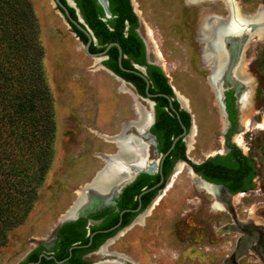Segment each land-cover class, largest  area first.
Wrapping results in <instances>:
<instances>
[{"label": "rangeland", "instance_id": "374dc122", "mask_svg": "<svg viewBox=\"0 0 264 264\" xmlns=\"http://www.w3.org/2000/svg\"><path fill=\"white\" fill-rule=\"evenodd\" d=\"M238 1L239 14H254L264 6V0ZM135 2L144 23L142 30L160 66L196 115L197 130L188 157L201 162L223 151L226 121L212 83L217 70L209 39L214 22L229 17L227 3ZM30 3L40 28L43 67L53 98V155L27 218L9 230L6 244L0 248V264H18L42 240L47 241L80 190L104 166L100 154L116 151V144L107 137L118 134L137 114L139 120L141 117L140 101L135 100L133 91L125 90L123 81L85 53L83 43L53 1ZM263 56L264 33H257L249 39L241 59L254 87L250 106L240 107L241 129L233 138L245 154L257 160L255 188L233 197L231 208L224 207L219 200L216 204L209 192L200 190L201 183L191 180L186 165L171 186L165 187V194L144 221L121 231L105 250L86 256L90 264H222L236 254L239 264H264L252 243L243 244L246 236L242 229L250 224L264 229V71L259 65ZM28 165L30 175L36 177L37 162ZM230 224L241 229L221 231ZM240 237L243 241L239 243Z\"/></svg>", "mask_w": 264, "mask_h": 264}, {"label": "trees", "instance_id": "16d2710c", "mask_svg": "<svg viewBox=\"0 0 264 264\" xmlns=\"http://www.w3.org/2000/svg\"><path fill=\"white\" fill-rule=\"evenodd\" d=\"M71 15L78 19L80 8L86 25L91 29L97 41H93L90 50L99 52L110 42H118L123 49L122 64L135 69L133 62L143 64L144 43L134 30L138 17L133 11L131 0H108L111 16L106 17L105 10L98 0H74L77 8L62 0ZM106 18V19H104ZM129 22L128 33L125 31ZM72 31L81 42L88 41L84 32L72 24ZM44 49L40 40V28L33 12L30 0H0V248L6 244L10 229L21 224L28 216L33 202L37 198V186L43 180L53 155L55 122L53 98L43 67ZM109 58L103 64L135 84L141 94H146V81L131 72L120 68L119 49L112 46ZM264 71V56L259 62ZM149 71L147 76L152 83L150 91L173 94L169 78L162 69ZM158 75V76H157ZM156 100H166L162 96ZM178 106V102H175ZM234 104L230 103V117L235 120ZM162 113L166 114L165 111ZM190 119L189 114L185 112ZM190 125V120H186ZM236 125V122H235ZM179 127V126H178ZM233 131H230V135ZM229 135V136H230ZM227 154H217L202 163H193L186 155V160L196 172L211 182L223 183L232 192H247L255 188L258 169L252 156L243 153L241 148L230 143ZM170 144L162 147L166 151ZM36 161L38 175L32 177L29 162ZM166 174H168L166 170ZM159 181L156 177L143 173L138 179L127 185L117 203V210L108 207L88 217L66 222L57 232L54 248L55 258L62 260L69 256L73 245L87 244L90 234L97 230L108 229L120 220V212L139 205L138 195ZM163 185L142 196L143 207ZM135 212H125L120 226L108 232H97L92 243L84 248H74L68 261L62 264H90L84 256L97 250L108 238L112 237L136 216ZM90 218L103 220L99 224H89ZM43 246L35 247L18 264L37 261ZM37 264H57L55 259L45 257Z\"/></svg>", "mask_w": 264, "mask_h": 264}, {"label": "flooded vegetation", "instance_id": "af4514ba", "mask_svg": "<svg viewBox=\"0 0 264 264\" xmlns=\"http://www.w3.org/2000/svg\"><path fill=\"white\" fill-rule=\"evenodd\" d=\"M67 1H68V4H69V0H67ZM75 7L77 8V5ZM78 9L80 10V8H78ZM133 11H134V8H133ZM80 13H81V10H80ZM77 14H78V11H77ZM106 17H108V16L106 15ZM137 17H138V23H137V26L134 28V30L138 33L140 38L143 40L145 62L143 64H139V63L133 62V64H134V67H135L136 70L144 72L145 75L147 76L149 71L155 72L156 71L155 70L156 67H161V66L159 64V60L157 58L156 52L153 50L150 42L147 43L146 40H145V38L146 37L148 38V36H147V33L142 30V27H144V23L139 18L138 15H137ZM104 19H106V18H104ZM129 27H130L129 22H126L125 31L127 33H128V30H129ZM94 38H95L94 41L96 42L97 39H96L95 36H94ZM237 51H238L237 46L232 48L231 53L228 56V60H227V63L225 65V68L223 69V71L221 72V74L219 75V77L217 79V91H218L217 93L221 96L222 102L224 104L225 121H226V127L224 128V131H223V141H222L223 151H220L218 153L209 155L208 157L215 156L217 154H227L228 152H230L231 148L228 146V138L229 137H230V143H234V144L238 145L237 143L234 142L233 138H234V136L237 133H239L238 131L241 129V113H242V110L240 108V103L242 101V98L248 96L249 92H250L249 96L252 95V92L249 91V89H251L250 85L253 86L252 85L253 83H251L249 81H245L244 79L239 78V76L236 77L237 74H235V73H236V69L237 68L234 65H235V62H236ZM107 56H108V53H107ZM108 58H109V56H108ZM103 61H102V63H103ZM123 80H125L124 81L125 86L128 87L129 89H131V91H133V93H136L138 95V99L140 101L139 102L140 108H141V110H144L145 113L148 116V119H146L144 121V124L142 126H140V129L143 130L144 126L147 125V122L149 120L152 121V122H150V125L148 127V130L145 132L146 133L145 135H140L135 128H131L127 132L129 134H131V133L137 134V136L140 135V138H142L143 141H145L149 145V159L150 160H155L157 158H160V156L163 155L170 148L169 147L166 151H163L162 147L167 145L168 143L171 146L173 140L177 136L183 134L184 126L186 127V133L178 139V141L175 144V147L172 149L170 154L164 159L163 164H162V169L158 167L153 173H148L149 175L154 176V177L159 175V181L161 180V178L163 176L164 180H163V183L161 184V185H163L162 188H160L157 191V193L151 198L150 202L144 208H142L143 207L142 206L143 203H142V199H141V207H140V209L137 212H135L137 214L131 220V222H129L127 225H125L123 227V228H125V227L129 226L133 221H135L138 216H140L138 218V221H142V220L144 221L145 216L149 215L150 211L154 208V206L158 203L159 200H161L162 196L165 194L164 193L165 189L167 188V185L172 180L173 174H175V172H176V170H177V168H178V166L180 164H183L184 166L188 165V167L190 169L191 165L186 160L183 159V156L186 155V157L189 159L188 151H189V147H190V141L192 139L191 138V136H192L191 127H192V124H193L194 115L192 116L193 113H191L192 112L191 109L189 108V106H185L183 104L182 98H180V95L178 93H176L174 91V89H173V92H174L173 94L163 93V94H166L169 98L165 97V96H162L166 100H160L159 101V100H156L155 97L161 96V95H156V96H153V97H149L148 94H147V91H149L152 94H160L161 93V92L154 93V92L150 91V89L152 88V83H151L150 80H149L150 84H149L148 89H147V82H146V87H145L146 94L145 95L141 94L139 92L137 86L135 84H133L131 81H128V80H126L124 78H123ZM238 82L239 83L240 82L243 83V88H241V86H240V84ZM252 91H253V89H252ZM135 99H136V97H135ZM149 102H152V105H150ZM175 102H178L179 105L176 106ZM231 102L234 104L233 106H234V109H235V120L236 121H234V119H232L230 117L231 115H230L229 109H230V103ZM171 104H172L173 107L171 106ZM187 105H188V103H187ZM162 111H165L166 114L162 113ZM185 112H187L189 114L190 119H188V116L186 115ZM137 115H138V121H139V114H137ZM186 120H190V125H188ZM235 122H236V125H235ZM230 131H233L231 135H230ZM208 157H206L205 159H207ZM204 160H202L201 162H194L193 161V163L199 164V163H202ZM253 160L255 161V165L257 167L256 158L253 157ZM191 168L192 169H190V170H193L191 172L194 175H196L195 178H197L199 183H201L202 185L209 186V184H213V185H218V186H226V189H224V190L220 189L218 191H220L221 194H224L226 196V199L229 198L230 202H226L225 201L224 203H221L219 201L222 204L221 206H224V207L231 206V199L233 197H235L236 195L240 194V193H244V191L232 192L229 189V187L227 185L223 184V183H216V182L208 181L200 173L196 172L192 166H191ZM166 170H167L168 174H166ZM143 173H147V172L138 173L134 177V179L130 183H128L127 185L135 182L138 179V177L140 175H142ZM256 177L254 179V182L256 180ZM159 181H157V183ZM160 186H158V187H160ZM124 188L119 192L118 196L114 197L113 200L115 202V205L110 204V205L104 206L101 209L94 210V211L88 213V215L86 217H88L90 214L95 213L97 211H103L104 209H106L108 207H113V208H115V210H117L118 199L120 198L121 193L123 192ZM249 191H251V190H249ZM214 193L215 192L211 193V195L213 196L214 201L216 203L217 195H213ZM138 200H139V198H138ZM139 204H140V201H139ZM138 206L136 208H138ZM150 207H151V209H150ZM231 207H229V208H231ZM136 208H131V209H136ZM126 209H128V208H126ZM148 209H149V211H148ZM69 211H70V209L68 210V212ZM70 212L72 213V211H70ZM91 220H93L95 222L91 223ZM102 220H103V218H101L99 220H95L93 218H90L89 224H99ZM236 228H240L241 229V226H239L238 224H234V225L230 224V225H227L226 227H224L223 229H221V231L231 232L232 230L234 231ZM242 229L244 231L243 235H245L246 237L244 238V241L240 237L238 239L239 243H240V241H243V244H249V243L251 244L252 243V247L255 246V248L261 254L262 259L264 260V229L257 227L256 224H250V225H248L246 227H242ZM247 236L252 239V242L247 238ZM57 238L58 237H57V234H56V236L54 238V242H55L54 245L50 246V244L52 242V239L50 238V239L47 240L48 242L47 241L40 242L35 247H38V246L42 245L43 246L42 253L44 252L47 255H52L53 254L55 256L54 248L56 246ZM47 245H49L50 247H47ZM102 245H100V247L97 250L92 251L90 253H87L84 257L87 258L86 256H88V255H90L92 253L102 251V249H101ZM235 251L237 252V250H235ZM239 252L241 253V250L238 251V253ZM238 255L239 254H236V256L234 258H232L233 264H239L238 260H237V258H238L237 256ZM226 261L227 260H224L222 262V264H226Z\"/></svg>", "mask_w": 264, "mask_h": 264}, {"label": "water", "instance_id": "95a60500", "mask_svg": "<svg viewBox=\"0 0 264 264\" xmlns=\"http://www.w3.org/2000/svg\"><path fill=\"white\" fill-rule=\"evenodd\" d=\"M53 3L55 4V6L57 7L58 11L61 13V15L64 17L65 21L68 23V25L70 26V28L72 29V24L74 26H76L79 30H81L82 32L85 33V35L88 38V41L86 43L82 42L84 45V50L85 53L95 59L98 60L99 62V66L107 69L109 72H111L113 75H115V77L117 79H121V81H125L123 80V78H121L120 76H118L115 72H113L112 70H110L109 68H107L102 61L107 59V53L110 50V48L112 46H117L119 49V57H118V62H119V66L122 70L127 71V72H131L134 73L136 75H139L140 77H142L146 82H147V89L149 87V79L148 77L145 75L144 72L136 70V69H129L123 66L122 64V58H123V49L121 47V45L118 42H110L104 50L99 51V52H92L90 50V46L92 44V42L95 40L94 35L91 31V29L86 25L85 20L83 15L80 13V10L77 8L78 11V19H75L71 13L70 10L68 8V6L66 4L63 3L62 0H52ZM99 3L103 6L105 13L108 17L111 16V12L109 10L108 7V0H98ZM236 2H239L238 0H236ZM69 4L71 6H76V3L73 0H69ZM131 4L134 8L135 13L139 16V18L142 20L141 15H140V11L137 9V3L135 2V0H131ZM256 14V13H254ZM253 13L250 15H254ZM231 19L235 20L237 17L232 14V17L230 16ZM237 21V25L238 28L237 30H226L223 31L221 33L222 35V39H223V51L226 54V56L228 57L231 53L232 50V43L235 42L237 46V55H236V62H235V67L238 68L241 65V59H242V55H243V51L249 41V39L257 34L258 32L263 31L264 33V18H258L256 20H244L241 21L240 19H236ZM75 33V32H74ZM76 34V33H75ZM146 42L149 43V39L146 37L145 38ZM170 82V81H169ZM239 83V82H238ZM241 88H243V83H239ZM172 86V85H171ZM172 88L174 89V91L177 93V91L175 90V88L172 86ZM147 94L149 97H153L156 95H161V96H165L168 97L166 94L160 93V94H152L149 91H147ZM135 97L137 98L138 101V95L136 93H134ZM169 98V97H168ZM180 98H182L180 96ZM183 100V98H182ZM183 104L185 106L187 105L186 101H182ZM150 105H152V102H149ZM140 105V104H139ZM172 106V104H171ZM173 107V106H172ZM188 108V107H187ZM138 113V112H137ZM193 116V114H192ZM194 120V119H193ZM150 122H152L151 120H149L147 122V125L144 126V129L141 130L140 126H138V117L136 120L130 122L129 125H123L121 131L113 136L107 137V139L109 141H112L116 144V151L110 154H106V153H102L100 154V156L105 159V164L104 166L97 172L96 176L89 182L87 183L81 190V197H77L75 203L73 204L74 210L72 211V213L69 211H67V213H65L59 223L57 224V226L55 227V229L53 230V232L49 235L48 239H52V242L50 244L54 245V238L57 234L58 229L65 224L66 222H70V221H74L77 220L80 217H86L88 215V213L97 210V209H101L104 206L107 205H115L114 202V197L119 195V192L128 184L130 183L134 177L138 174V173H142V172H147V173H153L158 167L162 169V164L164 159L170 154V152L172 151V149L175 147L176 142L178 141V139L183 136L186 133V127L184 126V132L183 134L177 136L170 148L163 154L160 156V158H157L155 160H150L149 159V145L143 141L142 138H140V135H145L146 131L148 130V127L150 125ZM194 121L191 127V133L193 134V128H194ZM131 128H135L137 130V132L140 134L139 136H137V134L134 133H127L129 129ZM129 136V137H127ZM127 137V139L125 140V138ZM122 139H124V142L122 143ZM121 145L125 148V150L123 149V153H120L121 150ZM137 151L138 153V157H133V154ZM110 164L111 166H113L116 170V173L114 174L115 176L111 179L110 183L108 185H106L107 187L105 189H97L95 187L96 183L98 181H96V177L100 172H102L106 165ZM191 168V166H190ZM192 169V168H191ZM193 171V170H192ZM163 176L161 178V180L156 183L155 185L149 187V188H145L143 189L138 198L140 201V204L138 206V208L136 209H123L120 212V220L119 222L108 228V229H101V230H97L95 232H92L90 234V240L87 244H77V245H73L72 247H70L69 249V256L62 259V260H58L55 258V256L52 255H47L46 253H41V255L39 256V259L37 261H31L27 264H37L39 263L43 257L48 258V259H55L57 264H62L65 263L66 261L69 260V258L72 255L73 249L74 248H84L89 246L92 243L93 237L97 232H108L111 230H114L116 228H118L122 222V217L123 214L125 212H137L140 207H141V199L142 196L144 194H146L147 192H150L151 190L156 189L158 186H160L163 183ZM209 186L215 188V189H226V186H218V185H213V184H209ZM214 191V190H213ZM213 195H216L215 193ZM151 209V207H150ZM149 211V209H148ZM147 211V212H148ZM140 216H138L136 218L135 221H133L129 226L119 230L114 236L110 237L103 245H102V250H105V246L116 236H118L120 234L121 231L131 227L134 223H136L138 221V218ZM95 221L91 220V223H94ZM47 239V240H48ZM45 240H42L41 242H44ZM49 245H47V247H50Z\"/></svg>", "mask_w": 264, "mask_h": 264}, {"label": "bare ground", "instance_id": "6f19581e", "mask_svg": "<svg viewBox=\"0 0 264 264\" xmlns=\"http://www.w3.org/2000/svg\"><path fill=\"white\" fill-rule=\"evenodd\" d=\"M225 2L227 3V6L229 8L230 15H229L228 18L223 20L222 23L217 22L218 20L214 22L213 35H212V37L210 39L208 38L209 39L210 48L212 50L211 51L212 52L211 55L213 56V60H214V63H215V65H214L215 68L214 69L217 70V75H216L215 81L214 80L212 81V83H214L215 87H217V79H218L219 75L221 74V72L223 71V69L225 68V65H226L227 60H228V57L226 56V54L223 51V39H222L223 37H222L221 33L223 31H226V30H231V31L237 30L238 25H237L236 19L238 18L239 15L241 16V18H243V19L240 18L241 21H244V20L245 21L246 20H256L258 18H260V19L264 18V6L261 7V9H258L256 14H254V15H249L248 13H244V12H240V14H239V10H238L239 7L237 6L235 0H225ZM232 14H233V17H234V15L237 17L235 20L230 18V16L232 17ZM258 33L259 34H263V31L258 32ZM235 45H236V43L233 42L231 47L233 48V47H235ZM235 74H237L236 77L239 76V78L250 82V78L245 73V68H242L241 65L236 69V73ZM252 85L253 86L250 85L251 89H249V91H251V92H252V89L254 87V84H252ZM123 88L125 90L129 91L127 87L124 86ZM176 91H177V89H176ZM177 93H178V91H177ZM249 95H250V92H249L248 96L242 98V101L240 103V107H242V109H243L244 106H250V100H251L250 98H251V96H249ZM218 100L220 102V106H221V109H222V114H223V116H225L224 115V113H225L224 112V104L222 102V98H221L220 95L218 96ZM140 112H141V117H140V120H139V126H142L144 124V121L146 119H148V116H147V114L145 113L144 110H140ZM193 118H194L193 121H194L195 124H194V128H193V134H192V136L190 135L191 138L195 137L196 130H197L196 121H195L196 120V115L195 114H194ZM127 137H129V136H127ZM127 137L125 138V140L127 139ZM122 142H124V139H122ZM123 149L125 150V148L121 145L120 153H123ZM189 151H190V149H189ZM189 151H188V153H189ZM137 155H138V153L136 151L133 154V157H138ZM183 168H184L183 164H180L178 166L175 174H173L172 180L168 184L169 187L171 186L174 178L183 170ZM190 169L188 170L189 176L191 177V180L195 183L198 179L195 178L196 175H194L191 172L192 170H190ZM116 171H118V170H116L110 164H107L105 169L102 172H100V175L99 174L97 175L96 181H98V182L96 183L95 187L97 189H101V190L105 189L107 187L106 185H108L110 183L111 179L115 176L114 174L116 173ZM200 190H205V191L209 192L210 194L215 192V194L217 195L216 200L221 201V203H224L225 201L226 202H230V199L229 198L226 199V196L224 194H221L220 191H218V189L209 188V187L201 184ZM81 195L82 194H80L79 197H81ZM73 210H74V207L72 206L70 208V211H73ZM226 264H233L232 259L227 260Z\"/></svg>", "mask_w": 264, "mask_h": 264}]
</instances>
